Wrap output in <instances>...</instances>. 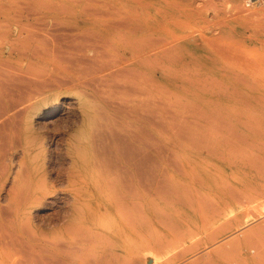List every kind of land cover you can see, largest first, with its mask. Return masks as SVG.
<instances>
[{"label":"bare ground","instance_id":"6f19581e","mask_svg":"<svg viewBox=\"0 0 264 264\" xmlns=\"http://www.w3.org/2000/svg\"><path fill=\"white\" fill-rule=\"evenodd\" d=\"M252 1L248 6L243 1L245 7L264 3ZM256 10L244 19L253 24ZM83 13L73 20L0 21L6 29L0 32L2 261L32 259L41 252L79 259L83 245L91 255L100 250L101 257L111 260L131 256L136 197L142 190L145 200L152 187L151 131L165 127L163 108L152 101L156 92L167 99L188 94L209 98L215 91L205 88L208 81L241 85L244 93H252L248 99L258 103L264 136V65L251 59V66L245 61L247 66L239 62L225 69L221 61L229 48L219 44L221 34L216 29L209 35L190 32L201 22L209 26L195 0L90 1ZM260 28L262 37L264 24ZM200 46L208 47L207 55L197 53ZM187 134L180 137L189 138ZM221 154L207 150L210 157ZM160 181L156 190L163 187ZM147 208L145 200L142 209ZM49 212L51 217H42L46 231H40L33 220ZM53 234L75 241L77 249L60 242L48 250Z\"/></svg>","mask_w":264,"mask_h":264},{"label":"rangeland","instance_id":"374dc122","mask_svg":"<svg viewBox=\"0 0 264 264\" xmlns=\"http://www.w3.org/2000/svg\"><path fill=\"white\" fill-rule=\"evenodd\" d=\"M90 1L101 3L102 0H0V21L73 20L84 14V3ZM195 2L209 26L201 22L190 32L209 35L212 29H216L221 34L219 44L228 46L225 50L229 48L226 50L228 57L224 54L221 61L225 69L239 62L243 66H251L250 61L252 65L255 62V65H264L260 62L264 59V36H259V32L262 33L260 26L264 24V3L251 9L245 7L243 0H236L234 4L224 0ZM254 9L259 15L251 24L244 17ZM5 31L4 27H0V32ZM196 51L199 55L209 52L208 47L203 49L202 46ZM244 55L247 58L243 60ZM205 84V88L215 91L209 98L201 94H188L167 99L161 94L157 96L158 92L153 94L152 101L157 103L154 106L163 108L161 124L165 127H154L151 131L154 142L151 144L152 176L149 185L152 187L146 195V211L142 209L145 193L138 191L136 197V206H139L136 209V233L130 257L111 260L101 257L100 250L91 255L89 246L83 245L79 259L41 252L32 259H0V264H37L36 258H39V264H264V136L259 106L256 101L248 99L252 98V93L249 90L244 93L241 85L216 79ZM168 103L171 105L167 106ZM165 116L174 117L175 120L169 117L167 120ZM171 124L174 126L170 127ZM183 131L189 134V138L180 137ZM156 139L158 143H155ZM210 148L222 152V156L219 159L208 156L207 150ZM258 158L260 162H257ZM174 167H183L186 172L181 174ZM158 179L163 187L157 191L154 186ZM230 192L237 195L235 199ZM46 214L52 216L50 212L39 213L38 221L37 218L33 220V225L38 226L40 231L45 230L43 227L46 223L42 217L45 221ZM60 242H67L68 247H73L72 251L77 249L73 244L75 241L68 238L64 241L63 237L53 234L47 240L51 244L47 245L48 250Z\"/></svg>","mask_w":264,"mask_h":264},{"label":"built area","instance_id":"2783aa9c","mask_svg":"<svg viewBox=\"0 0 264 264\" xmlns=\"http://www.w3.org/2000/svg\"><path fill=\"white\" fill-rule=\"evenodd\" d=\"M245 2V4L248 6L250 5L253 1L252 0H243Z\"/></svg>","mask_w":264,"mask_h":264}]
</instances>
